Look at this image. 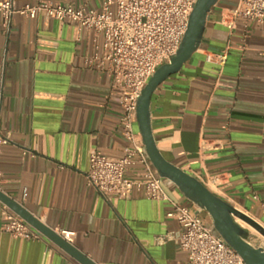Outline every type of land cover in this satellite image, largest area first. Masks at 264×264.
Here are the masks:
<instances>
[{"label": "crops", "instance_id": "0c3cea01", "mask_svg": "<svg viewBox=\"0 0 264 264\" xmlns=\"http://www.w3.org/2000/svg\"><path fill=\"white\" fill-rule=\"evenodd\" d=\"M14 1L22 8L41 0ZM45 1L95 11L106 2ZM237 5L218 0L211 8L196 51L154 93L151 124L168 162L264 224V24L237 18ZM98 45L101 55L102 37ZM94 54L95 37L76 25L16 15L7 30L0 13V114L11 134L1 189L97 264H190L175 240H157L181 233L167 202L143 194L121 201L88 186L93 153L120 157L130 145L113 79L88 64ZM163 186L182 206L196 204L173 182ZM0 264L80 263L42 235L28 241L0 232Z\"/></svg>", "mask_w": 264, "mask_h": 264}, {"label": "built area", "instance_id": "2783aa9c", "mask_svg": "<svg viewBox=\"0 0 264 264\" xmlns=\"http://www.w3.org/2000/svg\"><path fill=\"white\" fill-rule=\"evenodd\" d=\"M198 1L106 0L102 11H95L45 0L19 8L14 0H8L0 2V13L7 30L16 15L30 20L47 15L76 25L80 33L95 37V54L88 59V64L113 79V94L121 101L123 109L122 132L130 145L120 157L93 153L86 175L88 186L105 197L121 201L143 194L150 201L167 202L170 206L167 216L177 221L181 233L179 237L169 234L157 240L160 244L175 240L188 254L190 264H246L217 232L213 222L205 221L202 216L205 210L200 205L182 206L170 197L163 186V178L149 159L141 134L135 131L143 91L154 74L177 56ZM235 16L246 23L263 25L264 0H238ZM100 37L103 38L101 55ZM215 57L225 59L224 55H208L207 60L213 61ZM10 143L11 134L3 130L0 114V157L3 148ZM135 166L141 171L137 178H131L129 173ZM1 184L0 177V189ZM261 208L264 214V202ZM0 213L3 220L0 232L15 239H40L39 232L1 202ZM257 235L264 241L261 234ZM62 236L70 242L69 234ZM257 249L264 251V243Z\"/></svg>", "mask_w": 264, "mask_h": 264}, {"label": "water", "instance_id": "95a60500", "mask_svg": "<svg viewBox=\"0 0 264 264\" xmlns=\"http://www.w3.org/2000/svg\"><path fill=\"white\" fill-rule=\"evenodd\" d=\"M218 0H199L190 18L188 31L177 56L170 64L162 66L151 78L138 104L137 122L149 159L157 174L180 187L196 204L210 216L217 232L244 259L246 264H264V251L245 240L247 232L236 221L242 220L264 237V227L255 219L239 211L231 204L213 194L201 181L168 162L156 144L151 124L152 98L159 86L178 73L189 61L200 44L205 29V19ZM0 202L23 219L35 231L61 248L80 264H97L61 234L42 223L20 203L0 189Z\"/></svg>", "mask_w": 264, "mask_h": 264}, {"label": "rangeland", "instance_id": "374dc122", "mask_svg": "<svg viewBox=\"0 0 264 264\" xmlns=\"http://www.w3.org/2000/svg\"><path fill=\"white\" fill-rule=\"evenodd\" d=\"M237 221H238V223L240 225H242L244 227L243 229H245V231L247 232V235L245 237V240L248 243L252 244L253 246H255L257 248L259 246H261L262 243H264V241L260 238V236L257 235V234H260V233L256 232L255 230H252L250 227H247V226L243 225L242 224V220H239L238 219Z\"/></svg>", "mask_w": 264, "mask_h": 264}, {"label": "bare ground", "instance_id": "6f19581e", "mask_svg": "<svg viewBox=\"0 0 264 264\" xmlns=\"http://www.w3.org/2000/svg\"><path fill=\"white\" fill-rule=\"evenodd\" d=\"M242 224L245 225V226H247V227H250L252 230H255L256 232H258L256 229H254L253 227H251L250 225H248L247 223H245V222H243V221H242ZM258 233H259V232H258Z\"/></svg>", "mask_w": 264, "mask_h": 264}]
</instances>
